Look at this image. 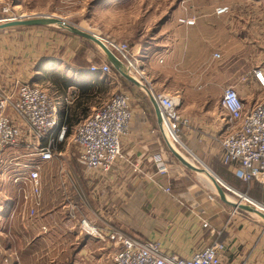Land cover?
<instances>
[{"label": "crops", "instance_id": "0c3cea01", "mask_svg": "<svg viewBox=\"0 0 264 264\" xmlns=\"http://www.w3.org/2000/svg\"><path fill=\"white\" fill-rule=\"evenodd\" d=\"M238 4L240 5V3ZM223 6H229L228 12L234 8L228 16H226L227 13L219 16L225 17L226 20L232 16L234 25L239 27L235 32L236 40L243 32L242 24L250 25V33L254 37L264 34V29L259 30V27L262 28L264 25V14L260 12L264 9L263 1L256 0L249 3L252 10H257V12H252L248 18L235 12V7L231 5H222L221 7ZM173 17L174 15L166 21V25L177 26ZM194 19L198 26L203 21L202 19L198 22L196 17ZM196 25L187 26L186 31L198 30ZM42 28L44 27H34L30 30H36L34 32L38 34L37 32L42 31ZM175 31H177L176 28H174V33L169 31L164 37L167 38L166 41L162 40L155 54L152 57L148 56L152 60L143 61L147 58V49L140 48L138 54L144 56L140 60L144 78L137 76L125 62L119 59L127 72L134 76L142 87L125 79L105 56L98 55L96 51L88 53L82 63L72 56L71 51L67 56L55 58V62L49 61L48 67L53 65L52 68L55 67L59 74H63L73 82L72 86L65 90L55 84L47 87L58 102L62 101L64 104L62 112L64 124H66V110L76 112V117H80L78 123L92 115L108 100L98 103L92 97L98 89L106 90L112 85H117V89L122 92L128 91L131 95L133 119L129 133L122 141L124 162L114 166L106 176L99 175L92 178L86 173L78 154L76 157L70 156V147L63 145L65 147L61 148L59 153L62 161H53L52 159L42 164L44 170L47 171V188L55 189L58 192L57 198L63 202V210L68 211L69 217L73 209V202L65 206L67 199L65 197L68 194L66 192L73 189L74 194L77 195L78 209L81 211L80 218L89 219L97 226L98 224L102 227L111 225L125 235L140 241L158 242L161 249L167 254L190 258L195 253L219 242L225 245L222 253L224 264H264V225L252 220L251 213L242 209L233 215L235 209L231 204L238 203L237 200H235L236 203L229 200L228 197L231 196L227 191L225 197L227 202L223 201L219 194L212 192L209 185L214 190L216 187L212 181L214 175L210 169L206 166H204L205 169H201L194 163H188L186 156L180 153L177 145L169 139L165 131L155 96L168 95L178 101L180 105L182 98L179 91L174 94L172 90L161 84V81L168 80L166 68L172 69L173 59L177 57ZM66 40L54 39L52 41L49 39L44 45L42 43L41 48L35 50L34 53L28 51L16 56V60L11 62L9 73L0 72L1 79L4 78L6 81L3 86H0V89L14 93L17 91L18 84L33 83L35 79H40L41 77L37 75L39 69L46 67L44 59L49 58V54L57 44L59 47L67 46ZM187 46L188 44H186V49ZM193 46L191 38V49ZM104 64L111 66L110 73L92 72L91 67H100ZM160 65L166 68L163 67L164 70L160 71ZM260 68L264 69V67ZM206 69L208 70V65ZM119 78H124L128 82L126 83L128 86L123 85ZM44 83L43 80L41 85L44 86ZM209 84L206 82L197 85L198 91L202 92L203 100L206 99ZM250 85L255 86L256 84L252 80ZM85 90L87 93L83 94ZM210 111L216 117H184L187 120V125L181 127L180 138L196 158L222 163L223 150L221 146L214 144L213 139L225 135L227 117H222L223 113L219 114L214 109ZM77 124H74L72 130ZM23 128L25 130L26 127ZM212 144L217 147L216 152ZM174 152L192 169L200 170L209 184L204 183L198 177L200 173L195 172L196 175L189 173ZM213 152L215 159L211 157ZM33 155L34 153L29 154V156ZM156 156H161L165 161L168 168L167 173L159 174L157 172L154 162ZM69 158L70 161L65 160ZM237 167L238 164L234 163L225 166V170L231 175V178L242 182L238 177ZM259 185L257 182L249 183L247 190L251 197L264 202V187L262 188L263 193L260 194ZM166 189H170L171 192L168 193ZM204 222L209 223L208 228L203 227ZM78 229L75 227V231L72 233L67 227L61 229L60 235L64 236L62 243L64 247L59 251V254H63L62 259L55 261L47 253V259L44 257L32 259V264H113L115 247L109 242L84 236ZM68 234L74 236L70 237ZM47 246L51 247L50 244Z\"/></svg>", "mask_w": 264, "mask_h": 264}, {"label": "rangeland", "instance_id": "374dc122", "mask_svg": "<svg viewBox=\"0 0 264 264\" xmlns=\"http://www.w3.org/2000/svg\"><path fill=\"white\" fill-rule=\"evenodd\" d=\"M255 1L0 0V21L9 18H19L17 21H21L34 17H59L84 31L98 35L107 45L126 43L137 52L140 51V48H146L147 58L143 61L152 60L148 56L152 57L162 40L166 41L165 35L169 31L174 33V28H176L175 40L177 45L175 52L177 57L173 59L175 68H173L174 65L172 69L160 65V71L164 70L163 67L166 68V77L168 78V80L161 81V84L172 90L174 94L178 91L181 93L179 112L182 117H216L211 114L210 110L212 109L218 111L219 114L223 113L222 117H226L221 107V100L227 87L236 88L247 107L264 98V89L259 88L257 85H250L253 70L264 67V34L254 37L250 33V25L248 23L242 24L243 32L240 36L238 35L239 38L236 40L235 32L239 27L234 25L232 16L227 20L225 17L219 16L217 9H220L219 7L222 5H231L235 7V12H239L238 14H241L244 18H248L252 12H257L249 6V3ZM258 1L264 2V0ZM235 4L238 5L234 6ZM228 7L226 6V8ZM233 9L226 16L232 13ZM260 12L264 14V9ZM172 15H174V23H177L176 27L166 25V21ZM194 17L197 18L198 22L203 19L199 26L198 24L195 26L198 27V30L186 31L187 26L180 23L179 20ZM2 24L6 23L1 21L0 25ZM42 29V31L37 32L38 34L34 32L36 30H30V28L0 31V72H3V74L9 73L11 62L16 60V56L28 51L34 53L35 50L41 48L42 43L44 45L49 39L52 41L54 39L58 41L67 39L68 44L64 47H59V44H57L53 48L54 50L49 54V58L44 59L46 67L39 69L37 76L41 78L35 79V82L29 83L30 85L47 89L49 86H54L59 79L62 80L60 82L62 85L65 84L66 80L71 82V79L59 74L55 67L52 68L53 65L48 67L49 61L55 62L59 57L67 56L69 51L81 63L85 61V57L91 51H96L98 55L105 56L104 51L91 41L77 38L73 34L55 27H44ZM260 29H264V25L262 28L259 27ZM191 38L193 39V49L190 47ZM43 39L46 40L43 42ZM186 44H188L187 49ZM216 53H221L222 57L215 58ZM3 58H5L4 64ZM207 65L208 70L206 69ZM22 66L24 67V65ZM42 73H44L43 76ZM43 80L45 81L44 86L41 85ZM119 80L122 81L123 85L128 86L126 84L128 82L124 78H119ZM206 82L210 84L206 99L203 100L202 92L198 91L197 85ZM4 83L6 81L0 77V86H3ZM116 86L112 85L107 87L106 90L98 89L92 99L98 103L111 99L122 92ZM73 119L76 120L77 117ZM74 131L75 129L62 142H57L55 136L47 138L46 142L52 143L55 153L53 161L63 160L59 154L61 148L65 147L63 145L70 147V156L76 157L79 151L72 138ZM23 135L17 147L5 151L4 166L0 170V264H32V259L43 257L47 259V255H50L53 260L59 261L63 258V254L60 255L59 251L63 250L64 247L62 244L64 236L60 235L61 229L67 227L72 233L75 231V227L79 228V221L82 219L79 217L81 211L78 209L77 195L74 194L73 189L66 192L68 194L65 197L67 198L65 206L73 202L72 216L69 217L68 211L63 210V202L57 198L58 192L55 189L47 188V171L44 170L42 164L40 168L41 195L36 199L31 194L30 184H23V178L29 172L27 165L39 161L36 156H29V154L36 152L35 145L39 143L28 128H25ZM213 140L214 144L220 146V137ZM177 147L180 153L190 159L196 166L201 169H205L204 166H206L226 186L234 189V191L241 192V194H247L250 198L256 200L250 196L247 190L249 184L231 178L222 163H213L210 160L204 161L196 158L183 142H180ZM213 147L216 152L217 147L215 145ZM211 155L212 159H215L214 152ZM65 160L70 161V158ZM186 169L192 175H196L189 168L186 167ZM198 177L204 183L209 184L202 174H199ZM209 186L212 192L218 194L211 185ZM263 187L264 184L259 185L260 194L263 193ZM227 193L238 202L237 196L228 191ZM250 217L252 220L264 225V219L258 215L251 213ZM98 226L102 225L98 224ZM44 228H46V231ZM68 235L70 237L74 236L72 234ZM47 244H50L51 247L48 248ZM68 253L69 250L67 255Z\"/></svg>", "mask_w": 264, "mask_h": 264}, {"label": "built area", "instance_id": "2783aa9c", "mask_svg": "<svg viewBox=\"0 0 264 264\" xmlns=\"http://www.w3.org/2000/svg\"><path fill=\"white\" fill-rule=\"evenodd\" d=\"M226 13H228L226 7L217 9L218 15ZM18 19L9 18L1 21ZM179 22L188 27L196 25L194 18L180 19ZM108 47L137 76L144 78L140 66L143 54H138L126 43H111ZM214 56L217 59L221 57L219 53ZM91 70L108 74L111 72V66L109 64L93 66ZM252 80L259 88L264 89V69L253 70ZM155 100L169 139L178 145L181 142V127L187 125V120L179 112L180 103L165 94L156 95ZM63 107V102H58L48 89L29 83L18 84L14 93L0 89V170L4 166L5 151L17 147L19 140L24 136L23 127L28 128L39 143L35 145L36 152L31 157L36 156L39 161L27 165L29 172L23 178V184H30L31 194L36 199L41 195V164L51 161L55 155L52 143H47L46 140L55 136L57 142H62L66 137L67 126L63 123ZM221 107L227 117V131L220 137L222 163L225 166L237 163L238 177L243 183L264 184V98L247 107L239 91L234 87H227L224 90ZM132 119L131 95L128 92H121L77 124L72 138L78 147L79 160L90 177L106 176L114 166L124 162L122 141L129 133ZM154 162L159 174L168 172L161 156L154 157ZM226 188L228 192L238 197L239 203L251 207H254L255 203L261 204V212L264 214V203H259L247 194H241L228 186ZM166 191L171 192L170 189ZM237 213L239 209L233 211V215ZM78 226L82 235L109 242L115 247L113 264H224L223 243H214L192 257L184 258L165 253L158 242L140 241L111 225L97 226L89 219H82ZM203 227L208 228L209 223L204 222ZM44 230L46 231V228Z\"/></svg>", "mask_w": 264, "mask_h": 264}, {"label": "water", "instance_id": "95a60500", "mask_svg": "<svg viewBox=\"0 0 264 264\" xmlns=\"http://www.w3.org/2000/svg\"><path fill=\"white\" fill-rule=\"evenodd\" d=\"M6 24L0 25V31L7 30V29H26V28H34V27H55L61 30H65L75 36L81 37L83 39H86L88 41H91L95 43L97 46H99L105 53V56L107 57L108 61L112 64V66L129 82L133 83L134 85L138 87H142L141 83L132 75H130L127 70L124 68L123 63L119 60V58L115 55V53L108 47L106 42L100 37H98L95 34H92L90 32L84 31L80 27H77L68 21L54 16H45V17H34V18H27L25 20L21 21H6ZM157 104V102H156ZM158 106V104H157ZM159 111V107H158ZM160 115V114H159ZM176 157L179 159V161L185 165L187 168L191 169L194 172L203 174L200 170L192 169L186 162H184L177 154L174 152ZM211 171V170H210ZM212 172V171H211ZM214 177L212 178V181L216 187V190L218 194L220 195L221 199L223 201H226V191L227 186L221 181L219 177H217L216 174H214ZM227 202V201H226ZM235 209H242L245 211H248L250 213L256 214V208L242 204V203H236L231 204ZM262 213V212H261ZM258 215V214H257ZM261 215L264 214L262 213Z\"/></svg>", "mask_w": 264, "mask_h": 264}, {"label": "trees", "instance_id": "16d2710c", "mask_svg": "<svg viewBox=\"0 0 264 264\" xmlns=\"http://www.w3.org/2000/svg\"><path fill=\"white\" fill-rule=\"evenodd\" d=\"M62 82L61 79H59L58 81L55 82L56 86L60 87L61 89L65 90L67 88H69L70 86H72L73 83H71L69 80H66L65 81V84L62 85ZM86 90L83 91V94H86ZM67 111V117H66V125H67V133H66V137H69L71 135V131H72V127L74 126V124H77L80 120V117H77L76 120H74L73 118L76 117V112H72V111H69V110H66ZM65 113V111H64ZM73 117V118H72Z\"/></svg>", "mask_w": 264, "mask_h": 264}, {"label": "bare ground", "instance_id": "6f19581e", "mask_svg": "<svg viewBox=\"0 0 264 264\" xmlns=\"http://www.w3.org/2000/svg\"><path fill=\"white\" fill-rule=\"evenodd\" d=\"M107 4V3H106ZM98 36V35H97ZM192 158V157H191ZM186 160H187V162L188 163H193L190 159H188L187 157H186ZM211 172V171H210ZM212 173V172H211ZM229 198V200H231V201H233L234 203H236V201H235V199L234 198H232V197H228ZM261 204H258V203H255V206H254V208H256L257 210L255 211L256 212V215L258 214V216L260 217V218H262V219H264V217H263V215H261L262 213H261ZM260 210V211H259Z\"/></svg>", "mask_w": 264, "mask_h": 264}]
</instances>
